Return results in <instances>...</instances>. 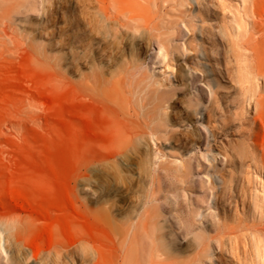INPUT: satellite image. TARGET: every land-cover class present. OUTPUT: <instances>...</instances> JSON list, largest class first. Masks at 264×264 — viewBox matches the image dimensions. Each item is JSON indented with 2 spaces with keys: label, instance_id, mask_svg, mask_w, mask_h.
Segmentation results:
<instances>
[{
  "label": "rangeland",
  "instance_id": "rangeland-1",
  "mask_svg": "<svg viewBox=\"0 0 264 264\" xmlns=\"http://www.w3.org/2000/svg\"><path fill=\"white\" fill-rule=\"evenodd\" d=\"M141 2L0 0V264H115L144 206L177 264H264V0Z\"/></svg>",
  "mask_w": 264,
  "mask_h": 264
},
{
  "label": "bare ground",
  "instance_id": "bare-ground-1",
  "mask_svg": "<svg viewBox=\"0 0 264 264\" xmlns=\"http://www.w3.org/2000/svg\"><path fill=\"white\" fill-rule=\"evenodd\" d=\"M97 10L102 14L104 19L107 20H115L121 27L126 29L132 28L136 30L137 26H144L149 28L150 20L143 16L144 5L141 0H94ZM259 19L264 21V7L262 11L258 13ZM264 32V30L262 31ZM157 44L159 50L162 48L161 41L157 39ZM88 81L91 85L89 87L96 92L97 95L102 96L103 99L109 100L111 102H117L120 104L121 99L118 96L117 99V87L120 84V80L112 81L109 85L105 86L104 89L100 85L96 84V81L89 77ZM123 80V79H122ZM117 86V87H116ZM225 90V89H224ZM133 95V94H132ZM90 98H98L93 96L92 93L88 94ZM99 99V98H98ZM108 101V102H109ZM194 106L199 105L200 101L195 99V101H190ZM123 108L127 112H131L133 110L136 118H139L140 114L136 113L134 108L135 106L128 99L122 101ZM139 107V106H138ZM165 109L164 106L159 108V112ZM162 114H165L162 112ZM143 118V117H142ZM155 118H149L148 121L146 119H142V122L145 125H151V134H156L160 132L161 122L155 121ZM162 121V120H161ZM116 152H120L123 149V144L121 146H117L115 148ZM92 152V150L90 151ZM94 152V151H93ZM92 152V153H93ZM88 157L90 158V153L86 152ZM94 156V155H93ZM90 161V160H88ZM151 191V190H149ZM147 202L144 201L143 205ZM73 208H77L78 205L75 202L71 203ZM136 216V215H135ZM82 221L85 225H88L86 220L83 218ZM127 225V224H126ZM168 235L174 241L176 237L175 232L171 229V225L168 226ZM166 228V227H165ZM162 226H159L155 221L151 212L147 209V207L143 208V212H141L136 219L135 222H129L127 228H125L124 234H122L121 240H119V252L117 254V261L115 264H177L174 261L170 260V254L168 256L167 252L165 254V250L162 245L161 239V231H163ZM198 236V234L196 235ZM163 241V242H164ZM163 248V250H162ZM112 264V263H111Z\"/></svg>",
  "mask_w": 264,
  "mask_h": 264
}]
</instances>
